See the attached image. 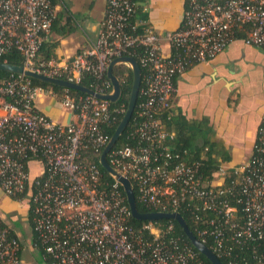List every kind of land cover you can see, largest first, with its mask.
<instances>
[{
  "label": "built area",
  "instance_id": "2783aa9c",
  "mask_svg": "<svg viewBox=\"0 0 264 264\" xmlns=\"http://www.w3.org/2000/svg\"><path fill=\"white\" fill-rule=\"evenodd\" d=\"M60 4L0 0V55L16 50L23 67L76 84L89 74L98 81L96 93L110 94L105 77L110 61L140 49L138 110L125 145L113 147L108 163L152 212L188 211L196 237L218 258L264 264V115L249 159L231 167L220 162L212 180L200 172L208 146L193 160L197 150L177 151L175 133L168 129L175 80L189 67L216 58L237 34L240 42L264 52V0H187L180 28L164 36L140 17L146 11L140 0H107L98 36L88 48L68 63L44 61L39 52ZM117 78L121 85L124 76ZM42 96L56 97L28 78H0V192L27 204L36 241L31 236L26 247L35 264H205L173 236L172 224L130 226L120 185L113 180L104 186L99 168L86 158L90 152L100 159L112 136L105 131L119 124L116 115L126 109H110L109 101L89 95L75 100L64 94L61 105L69 120L63 124L37 107ZM24 248L0 215V264H23ZM242 251L250 252V261Z\"/></svg>",
  "mask_w": 264,
  "mask_h": 264
},
{
  "label": "crops",
  "instance_id": "0c3cea01",
  "mask_svg": "<svg viewBox=\"0 0 264 264\" xmlns=\"http://www.w3.org/2000/svg\"><path fill=\"white\" fill-rule=\"evenodd\" d=\"M106 1L61 0L57 9L60 17L46 42L51 58L68 63L91 45L98 36ZM140 3L146 7L140 17L160 36L180 28L187 0ZM162 49L168 52L166 45ZM175 88L169 109L172 125L180 126L195 147L214 145L219 155L215 157L225 167L246 162L264 115V52L233 41L213 60L189 67L176 78ZM37 107L57 123L68 121L66 109L56 97H40ZM35 169L31 163V176ZM0 215L13 225L27 248L32 235L27 204L0 192ZM25 248L22 260L28 264L33 260Z\"/></svg>",
  "mask_w": 264,
  "mask_h": 264
},
{
  "label": "trees",
  "instance_id": "16d2710c",
  "mask_svg": "<svg viewBox=\"0 0 264 264\" xmlns=\"http://www.w3.org/2000/svg\"><path fill=\"white\" fill-rule=\"evenodd\" d=\"M59 15L56 16L55 21L52 24V27H54L56 25V23L58 22L59 19ZM242 39V35L241 34H237L236 36V40L240 41ZM47 47V43L43 44V46L40 49V55H39V59L41 60H48L51 58V54L49 49H46ZM47 52H46V50ZM41 53H43L41 55ZM133 54L131 55L133 59H135V61H138V57L139 54H141V50L137 49L134 52H132ZM0 62H6L9 63L11 65H17V66H23V59L21 57V55L16 51V50H12L9 51L5 54L0 55ZM140 71H141V76H143L144 74V69L140 67ZM114 75L117 77H121L124 76V82L121 83V96L119 98V100L115 103H110V109H115V108H119L120 106H123L124 109L127 108V103H128V96L130 93V89H131V84H132V74L130 69L124 67V66H118L114 69ZM11 74L9 73H5V72H0V78H7L10 77ZM106 77V75H105ZM33 85L36 86H40L46 90H50L52 93H54L56 95V98L58 100H61L62 97L64 96V94H68L71 98L73 99H77L79 97H83L84 94L76 92V91H66L63 90L61 88L58 87H52V86H48L45 84H41L38 83L36 81H32ZM98 81L91 75L86 74L83 76L82 80H81V85L94 89V85L97 83ZM139 102V99L137 100V103ZM136 110H138L137 106L135 107V112L132 116L131 121L129 122L125 132L123 133L122 137L119 139V141L116 144V148L124 146L125 145V140H126V135L127 133L130 131L131 126L134 123V117H135V113ZM123 113H120L118 115H116V119L119 121L122 118ZM117 124H115L113 126V128H108L105 133L108 137H110L115 129H116ZM176 128V129H175ZM168 129L172 132L175 133L176 136V145L175 148L177 151L182 152L183 150H197L196 152H194V157L193 160L196 159L198 160L200 157V151H201V147H195L192 143V138L190 136H188V134H184L183 129L178 126L173 124L172 122H168ZM217 150L216 147L213 145H208V151L206 152V159L202 161V165L200 168V172L204 175V177L207 180H212L214 174L217 172V170L219 169V164L220 162L217 160V158L215 156H219L217 154ZM86 158L93 164L97 165V167L99 168V171L101 173V182L104 184V186L107 185H112L114 183L113 179L102 169V167L99 165V154H92V153H87L86 154ZM221 159H223V157H221ZM222 161V160H221ZM119 190L121 191V193H123L122 188L119 186L118 187ZM136 196V194H135ZM136 206L137 209L140 213H148V212H152L154 211L152 208H148L145 205L141 204L140 202L136 201ZM185 205H183L184 208ZM181 216L183 217V219L185 220L188 228L190 229V231L197 236L193 224H192V220H191V214L188 211H180ZM28 225L32 231V240L36 241V234L33 231V225H32V218L30 215V212L28 211ZM157 222V223H156ZM155 224H157V226H165L168 224H172L173 225V236L179 238L180 241H182L183 244H186L188 246H190L193 251H195V249L190 245V243L188 242L187 238L185 237V235L183 234L182 230L180 229V227L178 226V224L174 221V220H160V221H156ZM148 221H138L135 220L131 217H129V225L132 226L134 229L139 230L141 229L145 224H147ZM143 235L145 238L150 239V235L147 231H143ZM207 247H209V244L206 243L205 244ZM263 250L264 253V249H261V251ZM195 253L198 255V258L203 261L205 264H210L206 261V259L204 257H202L198 252L195 251ZM241 254L243 255L244 259L250 261L251 259V254L250 252H245L242 251ZM224 264H228L227 260L225 258H219ZM238 260V259H237Z\"/></svg>",
  "mask_w": 264,
  "mask_h": 264
},
{
  "label": "water",
  "instance_id": "95a60500",
  "mask_svg": "<svg viewBox=\"0 0 264 264\" xmlns=\"http://www.w3.org/2000/svg\"><path fill=\"white\" fill-rule=\"evenodd\" d=\"M122 64H127L132 74V84L128 96L127 108L114 133L112 134L107 145L101 153L99 159L100 166L113 180H115L121 186L126 199L127 206L130 211L131 218L138 221L151 222H156L160 220H174L182 230L190 245L195 249V251H197L202 257H204L208 263L224 264L211 249H209L205 244L201 243L200 240L190 231L185 220L179 213H140L136 206L134 190L131 186V183L126 177L122 176L117 170H115L107 161V154L113 149L123 132L126 130L137 104L138 93L141 84V71L135 59L129 56H121L114 58L110 61L106 71V76L112 85V91L110 94H99L96 93L93 89L85 87L81 84L43 76L34 73L23 66L11 65L6 62H0V72L22 76L41 84H45L52 87H58L67 91H76L84 95L93 96L97 99L107 100L110 103H115L119 100L121 96V85L118 78L114 75V69Z\"/></svg>",
  "mask_w": 264,
  "mask_h": 264
},
{
  "label": "rangeland",
  "instance_id": "374dc122",
  "mask_svg": "<svg viewBox=\"0 0 264 264\" xmlns=\"http://www.w3.org/2000/svg\"><path fill=\"white\" fill-rule=\"evenodd\" d=\"M28 252H29V250H28V248H25ZM26 251V252H27ZM30 256H33V254L30 252ZM26 264V263H25ZM28 264H35V262L34 261H31V263H30V261L28 262Z\"/></svg>",
  "mask_w": 264,
  "mask_h": 264
}]
</instances>
